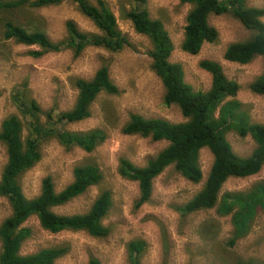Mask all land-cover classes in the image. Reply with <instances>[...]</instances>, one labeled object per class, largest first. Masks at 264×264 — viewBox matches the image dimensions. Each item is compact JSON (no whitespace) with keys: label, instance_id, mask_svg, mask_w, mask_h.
Segmentation results:
<instances>
[{"label":"rangeland","instance_id":"374dc122","mask_svg":"<svg viewBox=\"0 0 264 264\" xmlns=\"http://www.w3.org/2000/svg\"><path fill=\"white\" fill-rule=\"evenodd\" d=\"M1 1L21 2V5L0 9V131L6 117L17 116L23 126L22 140L34 139L40 153V158L18 176L23 194L27 198L36 196L46 176L52 178L55 191H60L72 181L74 167L91 163L98 166L100 181L68 202L53 207L52 211L62 215L85 213L102 190L110 191L112 201L103 218V224L109 228L106 236L95 237L85 230L71 229L52 233L44 230L32 215L23 223L29 234L21 242L20 253L28 255L43 248L63 247L65 252L53 264H87L91 256L100 264H129L126 244L141 239L146 242L141 264H236L239 260L264 264L263 209L256 211L247 231L232 244L235 230L231 214L221 215L216 206L188 214L180 210L204 184L213 162L207 147L199 151L202 179L198 183L187 180L170 164L152 180L150 196L139 206H136L137 181L118 172L121 158L144 166L167 145V141L123 133L122 127L131 114L174 123L186 120L177 104L163 103L164 87L151 68V41L135 31L127 13L137 6L145 7L152 19L163 23L173 43L168 60L181 65L184 81L193 90H207L211 83V75L199 66L200 61L218 62L225 76L239 84L236 99L247 110L250 121L264 124V97L249 88L264 73V58L256 55L250 62L240 64L223 56L230 43L248 39L253 31L229 12L210 14L208 23L217 30V39L204 43L198 53L189 54L180 45L191 4L180 0H101L113 13L116 27L130 44L116 52L87 46L75 56L72 48L44 51L38 45H25L3 37L6 21L28 31H42L55 43H66L67 22L82 33L101 35L102 31L74 1L42 7L30 6L32 0ZM87 1L97 5V0ZM244 3L264 8V0ZM103 65L107 66L110 80L119 92H100L89 106L90 115L84 119L60 120L58 115L75 104L76 79H90ZM32 100L37 110L32 107ZM97 129L103 131L104 139L91 151L76 145L66 146L56 137L60 132L86 133ZM47 132L53 134L43 135ZM226 138L238 156H248L256 146L249 135L242 137L229 131ZM5 162L6 149L0 140V175ZM259 182H264V165L254 175L229 177L219 195L226 191H246ZM10 214L8 199L0 196V223Z\"/></svg>","mask_w":264,"mask_h":264},{"label":"trees","instance_id":"16d2710c","mask_svg":"<svg viewBox=\"0 0 264 264\" xmlns=\"http://www.w3.org/2000/svg\"><path fill=\"white\" fill-rule=\"evenodd\" d=\"M63 1L66 0H32L29 5L42 7ZM72 1L102 31L101 35L82 33L74 24L67 22L66 43H55L42 31H28L22 26L6 21L3 24V37L14 38L25 45H38L44 51L72 48L75 56L87 46H100L116 52L130 44L127 37L116 27L113 13L101 0H97V5L87 0ZM180 2L192 5L186 16L184 36L180 45L183 51L196 54L204 43L214 42L218 33L208 23V16L229 12L245 28L252 30L253 34L246 40L230 43L224 51V59L245 64L256 55L264 58V8L246 6L245 0ZM19 5L21 2L0 0V9ZM127 17L135 31L147 36L151 41V68L164 87L163 103L177 104L186 120L174 123L131 114L122 127L123 133L150 137L153 141H167V145L144 166H137L127 158H121L118 172L122 177L137 181L139 198L136 206H139L148 200L152 180L170 164H174L176 170L187 180L198 183L202 179L198 164L199 151L207 147L213 155L210 170L201 189L184 203L180 210L188 214L216 206L221 215L231 214L235 230V236L230 240L232 244L238 236L247 231L256 211L264 210V182L256 183L246 191H226L219 195L220 190L229 177H247L260 171L264 165V124L250 121L247 110L236 99L239 84L225 76L218 62L200 61L199 66L210 73L211 83L207 90L195 91L184 81L181 65L168 60L173 43L163 23L152 19L147 9L141 6L129 11ZM75 85V104L70 110L58 115L60 120L73 122L84 119L90 115L89 106L100 92H119V88L110 80L106 65L98 68L90 79H76ZM249 88L264 97V73L257 76L249 84ZM31 105L35 110L38 109L35 101L32 100ZM22 129L23 126L15 115L6 117L1 124L0 140L5 145L6 162L0 175V196L8 199L11 214L0 223V264H53L65 252V248L48 247L28 255L20 253L21 242L29 234V229L25 228L23 223L34 215L40 226L52 233L71 229L85 230L95 237L106 236L109 228L103 224V218L111 206V193L102 190L85 213L62 215L52 211L53 207L68 202L100 181L102 175L98 166L87 163L73 168L72 181L60 191H55L52 178L46 176L41 181L40 192L32 198H27L18 182V176L40 158V153L34 139L22 140ZM229 131H234L242 137L249 135L255 141L256 146L251 154L242 157L232 150L226 138ZM46 134L53 133H43ZM56 137L66 146L76 145L85 151H91L104 139V133L100 129L86 133L60 132L56 133ZM145 248L144 240L129 241L126 244L128 263L141 264L140 256ZM87 264H100V261L91 256ZM236 264L255 263L239 260Z\"/></svg>","mask_w":264,"mask_h":264}]
</instances>
